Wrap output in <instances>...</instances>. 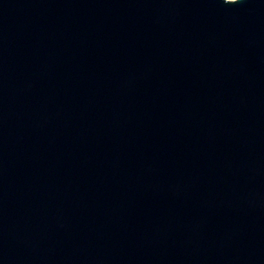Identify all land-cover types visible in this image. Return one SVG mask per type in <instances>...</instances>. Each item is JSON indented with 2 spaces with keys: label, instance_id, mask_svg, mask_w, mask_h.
<instances>
[{
  "label": "water",
  "instance_id": "obj_1",
  "mask_svg": "<svg viewBox=\"0 0 264 264\" xmlns=\"http://www.w3.org/2000/svg\"><path fill=\"white\" fill-rule=\"evenodd\" d=\"M0 264H264V0H0Z\"/></svg>",
  "mask_w": 264,
  "mask_h": 264
}]
</instances>
